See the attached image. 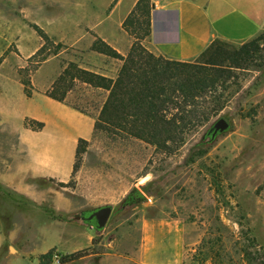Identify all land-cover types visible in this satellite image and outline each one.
<instances>
[{
    "label": "rangeland",
    "instance_id": "1",
    "mask_svg": "<svg viewBox=\"0 0 264 264\" xmlns=\"http://www.w3.org/2000/svg\"><path fill=\"white\" fill-rule=\"evenodd\" d=\"M109 15L90 0H0V174L21 154L19 135L27 116L45 119L48 126L34 142L49 143L63 158L69 155L67 136L86 135L78 117L46 97L29 100L27 93L45 94L71 62L115 78L122 62L93 49L107 29L115 31ZM136 16L125 30L134 42L139 37L150 47L148 17L141 10ZM256 58L225 72V84L214 89L204 108H193L191 125L182 119L186 112L169 107L170 140L138 138L125 127L100 122L109 92L80 81L70 84L64 104L95 119L93 134L80 144L77 171L67 187L48 179L29 183L61 192L73 207L59 217L85 227L80 238L72 227L57 229L64 252L86 244L88 235L96 239V246L72 264H143V221L152 225L148 253L157 243L155 226H175L183 235L182 264L264 263V50ZM216 97L221 110L201 118ZM221 119L229 127L216 131ZM134 188L147 201L121 209ZM17 200L0 199V227L8 235L17 226L20 235L5 244L3 255L14 253L16 246L48 252L56 243V229L44 225L57 213L49 202L37 206L24 197ZM103 206H112L113 212L105 228L98 229L86 219Z\"/></svg>",
    "mask_w": 264,
    "mask_h": 264
},
{
    "label": "crops",
    "instance_id": "2",
    "mask_svg": "<svg viewBox=\"0 0 264 264\" xmlns=\"http://www.w3.org/2000/svg\"><path fill=\"white\" fill-rule=\"evenodd\" d=\"M140 0H90L91 4L101 13L109 12L107 19H111L116 26L115 31L110 30L101 35L102 40L111 47L127 56L134 41L124 28V23L135 11ZM264 32V0H151V29L149 35L150 48L158 55L165 58L187 61L201 56L206 49L216 40L225 41L235 45H244ZM122 65V64H121ZM120 65V66H121ZM38 96L48 98L47 101L62 107L63 112L70 116L78 117L83 125L82 130L86 135L67 136L69 155L60 156L51 146L40 145L34 142L39 134L46 130L48 124L44 118L27 116L25 118L41 122L44 127L34 131L23 124L19 143L21 154L13 159L7 172L0 174V182L21 195L25 200L37 206L49 202L58 217L52 218L44 226H49L55 231V244L50 250L41 253L37 249L25 252L16 246L15 252L3 255L2 251L8 241L20 238L17 226L8 233L0 227V264H41L40 258L54 251L55 258L51 264H60L57 254H71L89 248L93 243V235H88L87 243L63 251V240L59 228L72 227L83 235L85 227L81 224L63 222L60 214L68 213L72 202L61 192L51 189H40L29 183L33 179H48L67 183L73 173L76 157L75 141L88 139L95 129V119L78 109L49 98L46 94L37 93L29 100ZM68 152V151H67ZM158 229L157 243L148 253L147 234L152 228L151 222H142L143 237L139 249V259L143 264H182L183 263V235L182 230L175 226H155ZM54 231V230H53ZM51 234V233H50ZM43 238V237H42ZM166 240V243L159 241Z\"/></svg>",
    "mask_w": 264,
    "mask_h": 264
},
{
    "label": "trees",
    "instance_id": "3",
    "mask_svg": "<svg viewBox=\"0 0 264 264\" xmlns=\"http://www.w3.org/2000/svg\"><path fill=\"white\" fill-rule=\"evenodd\" d=\"M139 10L148 17L149 36L151 0H140L135 11L124 23V27L128 31L129 25H133L137 20L136 14ZM93 49L122 62L115 78L84 69L71 62L45 94L55 101L65 103L70 84L72 85L75 81L86 83L94 88L104 89L109 92V96L102 109L100 122L107 123L113 128L125 127L131 135L138 138L148 140L166 138L170 140L174 131L172 119L166 115L168 108L174 107L181 113L182 111L186 112L187 114L182 119L189 120L187 125H191V118L194 115L193 108L197 106L204 108V103L208 102L207 99L212 96L214 89L225 84L223 78L226 79L227 70L233 67L243 68L262 53L264 50V32L239 48L235 47L234 44L216 40L195 61H178L158 55L150 47L145 46L139 37H136V41L127 56H123L102 39L95 42ZM27 96L31 97L29 93ZM211 103H213L211 106L203 110L200 115L201 118L204 119L207 114L221 110L219 97H216ZM25 126L34 131H40L44 124L27 119ZM85 141L80 139L76 158L79 155L80 144ZM76 171L77 164L75 163L72 176ZM35 180L41 179H33L32 181ZM68 185L69 183L59 182L60 187H67ZM0 194L1 201L5 195L15 203L18 202L17 198H23L17 193L9 191L1 182ZM146 201L145 193L134 188L122 201L121 209L138 206ZM95 246L96 239L92 243V247ZM88 251L81 250L65 255L57 254V258L60 264H72L82 259ZM55 255L54 251L42 255L41 264L44 260H47L46 264L53 263Z\"/></svg>",
    "mask_w": 264,
    "mask_h": 264
},
{
    "label": "water",
    "instance_id": "4",
    "mask_svg": "<svg viewBox=\"0 0 264 264\" xmlns=\"http://www.w3.org/2000/svg\"><path fill=\"white\" fill-rule=\"evenodd\" d=\"M229 127V125L227 124V122L224 119H221L216 125H215V129L216 131H223L226 130ZM146 178V177H145ZM145 178H142L139 183L141 185L142 182H144ZM113 212V207L112 206H103L97 210H95L89 218H87L86 220L89 221H95L97 224V228L98 229H103L105 228V226L107 225L110 216Z\"/></svg>",
    "mask_w": 264,
    "mask_h": 264
}]
</instances>
